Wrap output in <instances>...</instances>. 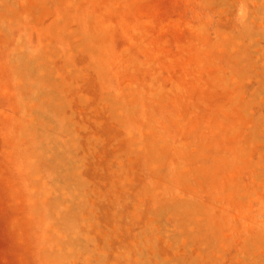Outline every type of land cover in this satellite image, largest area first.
I'll use <instances>...</instances> for the list:
<instances>
[{"label": "rangeland", "instance_id": "374dc122", "mask_svg": "<svg viewBox=\"0 0 264 264\" xmlns=\"http://www.w3.org/2000/svg\"><path fill=\"white\" fill-rule=\"evenodd\" d=\"M0 264H264V0H0Z\"/></svg>", "mask_w": 264, "mask_h": 264}]
</instances>
